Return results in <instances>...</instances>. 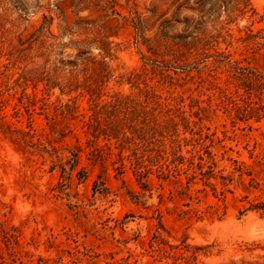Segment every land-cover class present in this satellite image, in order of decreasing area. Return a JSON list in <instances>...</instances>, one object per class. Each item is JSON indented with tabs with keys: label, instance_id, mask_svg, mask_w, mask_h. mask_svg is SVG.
I'll return each mask as SVG.
<instances>
[{
	"label": "rangeland",
	"instance_id": "1",
	"mask_svg": "<svg viewBox=\"0 0 264 264\" xmlns=\"http://www.w3.org/2000/svg\"><path fill=\"white\" fill-rule=\"evenodd\" d=\"M236 1L0 0V264H264V117H228L216 105L209 69L198 73L193 55L186 75L170 56L162 62L151 52L204 37L208 52L264 71V46L240 39L245 26L264 28V0H249L244 14L233 10ZM45 59L78 79L103 60V100L116 92L142 98L152 88L162 100L183 98L188 115L197 99L192 111L196 104L205 111L190 116L192 130L176 117L177 125L148 139L147 153L164 148L172 172H152L142 183L128 166L114 170V157L105 167L90 160L84 91L29 83L26 91L49 105L34 114L38 135L17 131L27 130V115L13 114L24 87L14 79ZM216 75L222 84L225 73ZM52 102L77 111L64 116ZM198 163L202 171L213 165L211 184Z\"/></svg>",
	"mask_w": 264,
	"mask_h": 264
},
{
	"label": "trees",
	"instance_id": "2",
	"mask_svg": "<svg viewBox=\"0 0 264 264\" xmlns=\"http://www.w3.org/2000/svg\"><path fill=\"white\" fill-rule=\"evenodd\" d=\"M248 3L249 0H237L233 4V10H238L244 14ZM203 33L201 32V34ZM240 39L243 42L252 43L253 47L264 46V28L255 32L250 26H245V35L240 36ZM209 45L210 41L201 37L193 38L192 42L175 43L166 51L151 52L155 53L156 57H160L162 62L168 61L165 58L166 55L170 56L171 60L180 66L181 72L186 75L190 73V64H188L187 59L189 55H193L194 58H197L195 68L198 73L203 69H209V82L213 84L218 93L216 105L234 120L255 119L259 121L264 117V71L232 60L230 54L225 51L216 49L210 53L207 51ZM86 60L88 59L86 58ZM206 60L211 61L204 63L200 68L201 62ZM47 65L48 60L45 59L38 68L22 71L14 79V82L19 85H21L22 79L24 87L16 96L17 102L12 106L13 114L22 115V109H24L27 115V130L19 128L17 131L21 132L24 137L32 138L38 135L33 127L34 114H41L49 105L45 96H38L35 91L30 93L26 91L29 83L32 84L33 88H36L38 82H43L42 91L46 92L54 88H58L61 93L78 91L81 94L84 91L89 94L88 112L81 114L84 118L83 128L87 136L85 143L88 148L89 159L99 162L105 167L106 162L114 157L110 161L114 170L122 172L128 166L138 181L142 183L147 180L152 172L158 177L166 178L173 170L170 169V164L166 163L167 157L164 155L166 154L164 148L157 145V148L154 149L156 151L154 155L147 153L148 139L154 138L156 133L162 134L164 129H167L168 124L177 125L176 117L184 123L186 128H190L191 122L194 125L197 124L196 121L190 120V116L194 115L201 119L199 115L205 111V107L198 104H196L197 110L192 111L193 102L197 103V99H191L189 103L191 112L187 115L184 105L180 104L183 102V98L179 99L180 102L176 100L177 98L171 97H164L162 100L161 95L155 93L152 88L144 89L142 98L116 92L109 95V99H100L101 86L107 75V66L103 60H92L90 68H83L80 71L83 72L82 79H78L79 73L74 70H70L67 75L64 72H59L57 67L50 69ZM219 68L225 73L222 84L215 82ZM60 69L64 71L65 67ZM50 105L59 109L64 116L72 115V112L77 111V106L68 102L60 105L52 102ZM46 118L49 122L54 120V117L48 114H46ZM51 131H53L52 127ZM37 141L40 143L39 138ZM160 144L163 145L162 141ZM178 144L177 142L176 146H179ZM51 148L56 149L54 146ZM75 148L79 149L80 146L77 145ZM173 149L175 150V148ZM125 150H130V153L125 154ZM75 151L70 149L74 156L77 155V151L76 153ZM154 159H163L164 161L157 163V160L154 161ZM199 159L202 160V157ZM153 166L156 167L153 168ZM198 167L201 170L202 164L198 163ZM207 167L208 170H201L200 174L206 175L207 182L211 184L207 174L213 171V165H207ZM194 172L190 174L189 180L196 177Z\"/></svg>",
	"mask_w": 264,
	"mask_h": 264
}]
</instances>
